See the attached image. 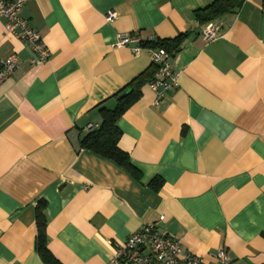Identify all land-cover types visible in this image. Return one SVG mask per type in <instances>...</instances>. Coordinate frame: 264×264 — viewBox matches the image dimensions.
<instances>
[{
  "label": "crops",
  "instance_id": "obj_1",
  "mask_svg": "<svg viewBox=\"0 0 264 264\" xmlns=\"http://www.w3.org/2000/svg\"><path fill=\"white\" fill-rule=\"evenodd\" d=\"M213 1L31 0L22 17L51 54L37 65L0 18V57L19 58L0 86V264H47L42 202L58 264H109L150 224L209 264L220 250L264 264V0L211 21L221 32L207 42L196 12ZM120 35L183 36L179 86L156 101L151 54L117 47ZM128 87L118 145L136 175L81 143Z\"/></svg>",
  "mask_w": 264,
  "mask_h": 264
},
{
  "label": "built area",
  "instance_id": "obj_2",
  "mask_svg": "<svg viewBox=\"0 0 264 264\" xmlns=\"http://www.w3.org/2000/svg\"><path fill=\"white\" fill-rule=\"evenodd\" d=\"M31 0H0V18L7 20L10 34H18L34 54L32 65L47 62L51 54L41 35L30 28L22 17L25 5ZM115 17L108 15V20ZM221 25L210 22L203 31L205 41L214 42L220 37ZM117 47L128 48L135 55L147 50L157 65L158 71L150 81V88L156 93V101L166 97L179 86V73L172 65V56L162 48H147L138 36L120 35ZM19 67V58L11 54L0 57V86L10 78ZM115 255L109 264H209L203 258L184 249L177 239L160 234L155 225L150 224L133 234L127 241L116 244ZM215 264H233L224 250L215 253Z\"/></svg>",
  "mask_w": 264,
  "mask_h": 264
},
{
  "label": "trees",
  "instance_id": "obj_3",
  "mask_svg": "<svg viewBox=\"0 0 264 264\" xmlns=\"http://www.w3.org/2000/svg\"><path fill=\"white\" fill-rule=\"evenodd\" d=\"M244 0H215L207 8L196 12V17L200 24H207L219 17L232 13L242 5ZM183 36L175 39H165L157 42H143L147 48H162L171 55H174L181 47ZM129 92L127 98L118 102L114 110L102 109L103 124L99 129L91 131L83 140L82 146L101 157L112 160L129 173L136 175L130 159L124 151L119 148L121 132L117 127V122L121 115L126 111L131 101L138 96L137 87H128L124 90ZM45 203H40L36 208V222L38 236L36 238V250L43 257L47 264H58L54 256L48 249L47 240V219L45 215Z\"/></svg>",
  "mask_w": 264,
  "mask_h": 264
},
{
  "label": "water",
  "instance_id": "obj_4",
  "mask_svg": "<svg viewBox=\"0 0 264 264\" xmlns=\"http://www.w3.org/2000/svg\"><path fill=\"white\" fill-rule=\"evenodd\" d=\"M127 93H123L121 96H120V99L126 97Z\"/></svg>",
  "mask_w": 264,
  "mask_h": 264
}]
</instances>
